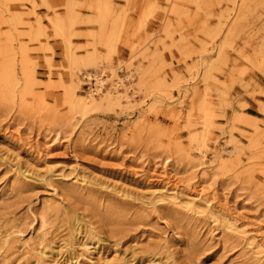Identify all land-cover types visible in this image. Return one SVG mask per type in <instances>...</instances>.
<instances>
[{
	"label": "rangeland",
	"instance_id": "obj_1",
	"mask_svg": "<svg viewBox=\"0 0 264 264\" xmlns=\"http://www.w3.org/2000/svg\"><path fill=\"white\" fill-rule=\"evenodd\" d=\"M261 250L264 0H0V264Z\"/></svg>",
	"mask_w": 264,
	"mask_h": 264
},
{
	"label": "bare ground",
	"instance_id": "obj_2",
	"mask_svg": "<svg viewBox=\"0 0 264 264\" xmlns=\"http://www.w3.org/2000/svg\"><path fill=\"white\" fill-rule=\"evenodd\" d=\"M104 93H103V95H104ZM90 94L87 95L88 97L81 95V96H79V98H77V97H75L76 96L75 95V90H72V92H70L71 103L74 104V107L77 110L81 111V112H85L91 107H93V108L95 107L96 108V106L98 105V100H97V98L94 97V95L92 96V94L91 95ZM110 97H111L110 95L105 94L104 98L111 99ZM201 193H202V190H199L198 195H200ZM208 203H210V201ZM56 207L57 206H55V205H50L49 208H51L53 210H56L57 209ZM41 219H42V221L45 219V215L44 214L41 215ZM258 253L262 254L264 256V250H261Z\"/></svg>",
	"mask_w": 264,
	"mask_h": 264
},
{
	"label": "built area",
	"instance_id": "obj_3",
	"mask_svg": "<svg viewBox=\"0 0 264 264\" xmlns=\"http://www.w3.org/2000/svg\"><path fill=\"white\" fill-rule=\"evenodd\" d=\"M119 72H123V69H120ZM84 78H85V83L88 85V88L93 90L94 93L95 92L97 93L98 90H102L106 85L105 83H103V81H101V79L99 78V75L95 73L85 74ZM121 81L123 82L126 81V78L121 77L120 80H116L115 83L120 84Z\"/></svg>",
	"mask_w": 264,
	"mask_h": 264
}]
</instances>
